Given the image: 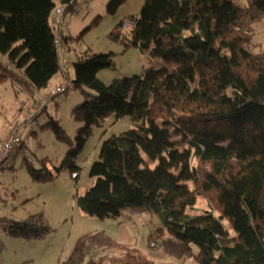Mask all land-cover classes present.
<instances>
[{
    "label": "trees",
    "instance_id": "obj_1",
    "mask_svg": "<svg viewBox=\"0 0 264 264\" xmlns=\"http://www.w3.org/2000/svg\"><path fill=\"white\" fill-rule=\"evenodd\" d=\"M125 1L111 0L107 13L116 14ZM77 3L0 0V83L9 78L33 97L57 75L63 78L62 47L54 40L59 33L65 46L68 37L55 31L51 17L58 4L65 17L76 13ZM263 19L264 0H145L139 15L121 21L109 36L125 51L137 48L164 66L150 65L107 84L98 74L113 67L114 53L78 56L74 76L66 71L70 84L63 92L85 95L72 110L81 122L74 146L55 172L44 163L34 168L27 159L25 168L38 182L66 169L77 179L78 154L94 129L112 114L116 120L128 116L134 127L102 142L90 167L95 182L77 197V207L100 219H118L127 209L155 216L160 226L150 238H162L170 256L193 257L197 264H264V50L249 48ZM126 23L133 26L125 30ZM41 127L72 142L58 120ZM197 197L207 198L213 209L189 214ZM0 231L38 240L52 228L40 211L18 221L1 217ZM74 244L59 264H155L104 231L84 234Z\"/></svg>",
    "mask_w": 264,
    "mask_h": 264
},
{
    "label": "rangeland",
    "instance_id": "obj_2",
    "mask_svg": "<svg viewBox=\"0 0 264 264\" xmlns=\"http://www.w3.org/2000/svg\"><path fill=\"white\" fill-rule=\"evenodd\" d=\"M110 1L77 0L76 13L66 15L62 30L63 35L68 37V44L64 46L62 43L66 52L62 51L61 57L64 55L68 60L70 77L74 76L73 62L87 51L115 54L113 67L101 70L98 74L107 84L115 79L139 75L150 65L156 69L164 66L161 59L151 61L147 53H141L137 48L125 51L120 43L111 40L109 36L121 21L139 15L145 0H127L114 15L108 14L106 10ZM125 27L127 30V25ZM86 28L88 30L81 37ZM254 35L249 48L259 53L264 50V19L255 24ZM59 77L57 75L52 80L45 92H34L33 97L55 88ZM87 92L95 94L92 90ZM33 97L9 78L0 83V148L4 138L13 131L26 138L22 150L0 168V218L18 221L41 211L52 231L38 240L13 237L0 231V264H59L70 255L79 237L99 231H104L119 242L133 245L155 264H197L193 257L167 255L164 253L162 238H150L160 226L155 216L145 212L139 215L136 210L127 209L118 219H100L89 216L77 207V197L83 195L95 182V178H91L90 167L99 158L102 142L111 135H118L134 127L128 116L116 120L115 114H112L102 127L94 129L84 149L78 154L76 164L81 170L77 179L66 169L49 181L33 180L25 168L26 159L34 168L38 169L44 163L55 172L66 153L73 148L81 122L73 118L72 110L84 101L85 95L79 90L70 89L51 98L39 115V126L37 124L35 131L30 133L33 128L27 127L24 120L25 110ZM50 118L59 121L72 141L70 144L58 140L50 128L41 127ZM194 201L188 210L189 214L198 215L213 209L205 197H197ZM213 213L219 215L216 210ZM223 223L230 234L235 236L229 221L224 219ZM152 241L156 242V246L152 245ZM197 250L194 247V252Z\"/></svg>",
    "mask_w": 264,
    "mask_h": 264
},
{
    "label": "built area",
    "instance_id": "obj_3",
    "mask_svg": "<svg viewBox=\"0 0 264 264\" xmlns=\"http://www.w3.org/2000/svg\"><path fill=\"white\" fill-rule=\"evenodd\" d=\"M63 11H64V7L58 4L56 6L54 15L51 17L52 25L55 31H58V29L61 30L62 24L65 19ZM126 25L128 29L133 26L131 23H126L125 26ZM54 41L57 47H62V43H61L62 40L59 33L55 36ZM60 63H61V70L63 75L62 82L56 85V87L50 90L48 93L39 95L37 100L31 106H29V109H27L25 113V120H24L27 127L34 128L38 124L37 121L39 115L43 113L49 100L54 96H56L57 94L64 92L69 86L70 80L67 77V73H66L68 60L65 57H61ZM25 139L26 138L22 137L19 133H17V131H13L10 134H8L4 138L2 142V146L0 148V163L5 161L10 156V154L14 152L22 142L25 141ZM152 245L154 246V243H152Z\"/></svg>",
    "mask_w": 264,
    "mask_h": 264
},
{
    "label": "crops",
    "instance_id": "obj_4",
    "mask_svg": "<svg viewBox=\"0 0 264 264\" xmlns=\"http://www.w3.org/2000/svg\"><path fill=\"white\" fill-rule=\"evenodd\" d=\"M63 28L61 27V32L64 34V30H62ZM68 50H70V48H69V46H68ZM62 51L63 52H66V48H63L62 47ZM62 57H65L64 55H62ZM68 67V66H67ZM66 67V68H67ZM67 70H68V72H69V68H67ZM69 75H70V72H69ZM60 79L59 80H57L56 82V85H58L59 83H61L62 82V80H63V78H62V76L61 77H59Z\"/></svg>",
    "mask_w": 264,
    "mask_h": 264
}]
</instances>
